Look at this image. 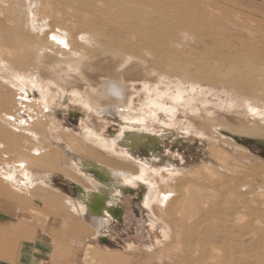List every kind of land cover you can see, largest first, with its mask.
<instances>
[{
  "label": "bare ground",
  "instance_id": "1",
  "mask_svg": "<svg viewBox=\"0 0 264 264\" xmlns=\"http://www.w3.org/2000/svg\"><path fill=\"white\" fill-rule=\"evenodd\" d=\"M7 2L0 0V80L16 91L7 97L0 82V140H6L0 143L5 154L0 174L6 185L54 193V178L74 180V198L61 199L67 209L64 216L72 214L76 219L78 225L71 228L78 236H86L90 228L102 229L106 221L116 218L117 202L129 190L128 185L148 176L139 150L153 146L148 159L160 161L155 147L160 135L169 131L137 129L134 123L121 140L123 149L117 150L113 141L90 128L82 135H65L67 147L61 151L48 139L44 107L31 100L24 84L49 81L63 96L76 93L85 97L96 118L116 116L118 125L125 117L136 122L138 118L129 109L133 94L129 79L134 60H139L159 81L202 82L206 87L233 90L225 93L227 100L221 103L220 114L205 104L204 115L187 118L193 133L206 140L212 161L164 174L157 187L140 186L143 204L150 212L148 219L155 221L157 213L177 216L175 205L187 203V199L191 205L219 200V211L230 207L232 213L251 204L255 211L250 215L262 216L255 232L261 250L264 248V161L253 165L252 155L245 151L247 145L255 144L264 155V56L249 48L242 53L243 44L235 47L223 37L208 42L197 39L202 30L213 31L214 27L221 29L222 33H214L218 37L229 31L233 36L253 37V30L246 24L128 23L146 13L147 0H19L10 6ZM192 16L195 20V14ZM107 60L110 63L105 65ZM95 75L100 77L96 83ZM20 82L23 86L17 85ZM9 102L12 107L4 108ZM231 103L235 108L225 112ZM230 159L233 165L228 164ZM241 187L245 188L235 194ZM83 215L92 217L94 225L82 222L78 217ZM21 222L18 218L15 224ZM232 223L229 219L227 225ZM20 235L12 234L6 245L14 246ZM84 239L87 237L80 241L84 243ZM0 244V258L6 261ZM235 258L244 259L245 254Z\"/></svg>",
  "mask_w": 264,
  "mask_h": 264
},
{
  "label": "rangeland",
  "instance_id": "2",
  "mask_svg": "<svg viewBox=\"0 0 264 264\" xmlns=\"http://www.w3.org/2000/svg\"><path fill=\"white\" fill-rule=\"evenodd\" d=\"M17 1L19 2L8 0L7 3L9 6L15 5L18 4ZM147 2L146 13L137 16L136 20L130 19L128 23L246 24L249 30H253V37L241 36L240 33L233 36L230 34L233 32L230 31L226 36L218 37L214 33L215 31L220 33L221 29L214 27L213 31L200 30L202 33L199 31L200 36L197 39L208 42L223 37L235 47H238L239 43L243 44V47H240L242 53L245 52L244 49L249 48L250 52L264 56V0H147ZM181 10L186 12L183 13ZM191 12L195 14V20ZM203 19L205 21H202ZM166 38L170 39L171 36ZM106 62L105 65L110 63L109 60ZM134 63L135 67H131L133 74L129 79L133 91L129 109L131 116L138 120L135 122L125 117L121 125H118L119 118L116 116L96 118L85 97L76 93L63 96V92L49 81L42 83L36 80L35 85L32 81L24 84L31 100L44 107L48 139L56 143L61 151L67 147L65 135H82L90 128L95 129L98 134L101 132L106 141H113L117 150L123 149L121 140L129 134L132 126H135L134 123L138 124L137 129L161 128L169 132L160 135V143L155 147V154L161 158L160 161L152 157L150 165L148 157L153 146L149 145V148L139 150L148 176L141 182L133 179L135 182L133 183L131 180L129 190L118 200L117 216L122 215L121 220L110 224L112 221L110 219L111 221L103 224L102 229H98L99 231L90 228L86 236H78L79 234L71 228L72 224L78 225L72 214L64 216L67 209L61 197L74 198L76 185L74 180L54 178L53 185L57 191L54 193L44 188H31L25 191L6 185L0 174V243L2 250H5L4 259L14 258L24 241L40 237L51 239L49 241L54 246L52 261L70 262L75 260L78 254L73 248L74 243L80 246L82 245L80 243H83L80 239L87 237L84 239L85 242L89 241L96 245L98 236L105 233L111 241L109 247L122 249L133 245L137 253L143 254L149 264H264V248L261 250V240L255 232L262 216L250 215L251 211H255L251 204L245 205L237 213H232L233 209L230 207L219 211V200L209 199L206 205L196 203L191 205L187 199V203L183 201L175 205L177 216L157 213L155 221L151 222L148 219L150 212L143 204L145 197L144 193L142 194L143 187L140 186L157 187V181L161 180L164 174L173 175L190 170L202 161L206 163L212 161L206 140L193 133L195 130L187 122V118L195 114L204 115L205 104H209L215 114H220V105L227 100L225 93L233 90L206 87L202 82L181 84L174 80L159 81L149 72L145 63L139 60H134ZM125 67L123 65L122 69ZM2 73L1 76H4ZM99 78V75H95L94 83ZM0 82L6 88L3 92L7 97L16 91L8 82L1 80ZM17 85L23 86L21 82ZM10 107H12L10 102L4 105V108ZM234 108L235 103H231L224 111L229 113L228 111ZM5 142V139L0 140V143ZM245 149L252 155L253 165L263 163L261 161H264V155L255 144L247 145ZM232 153L234 156L235 152ZM10 160L15 161L14 158ZM228 164L233 165V161L230 159ZM4 166L5 154L0 150V172ZM222 172L226 173L223 170ZM244 188H237L235 194L241 193ZM11 194L14 197L10 196ZM19 212L20 214H17ZM15 218H22L20 225L15 224ZM78 218L82 222L94 225L92 217L83 215ZM229 219H233L232 225H227ZM18 228L21 230L18 231ZM17 231L22 235L14 246L9 247L6 245L9 237L18 233ZM242 253L245 254L244 259L235 258ZM1 261L5 260L0 258Z\"/></svg>",
  "mask_w": 264,
  "mask_h": 264
},
{
  "label": "crops",
  "instance_id": "3",
  "mask_svg": "<svg viewBox=\"0 0 264 264\" xmlns=\"http://www.w3.org/2000/svg\"><path fill=\"white\" fill-rule=\"evenodd\" d=\"M121 218L122 215L117 216L110 224ZM49 240L40 237L26 240L20 244L14 258L1 261L0 264H149L143 254L137 253L133 245L122 249L109 247L111 241L105 233L98 236L96 245L84 242L73 247L78 253L75 260L54 262L52 261L54 246Z\"/></svg>",
  "mask_w": 264,
  "mask_h": 264
}]
</instances>
